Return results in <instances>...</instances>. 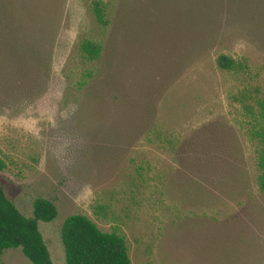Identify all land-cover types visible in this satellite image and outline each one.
<instances>
[{"label": "rangeland", "instance_id": "rangeland-1", "mask_svg": "<svg viewBox=\"0 0 264 264\" xmlns=\"http://www.w3.org/2000/svg\"><path fill=\"white\" fill-rule=\"evenodd\" d=\"M101 1L106 27L90 0H60L43 92L0 98V189L27 218L37 198L56 206L38 223L53 264H65L60 230L75 214L118 231L132 264H264L248 111L264 100L259 31L225 9L206 24L213 44L178 69L166 25L193 20L177 14L189 0ZM82 38L102 45L97 62L81 59ZM220 55L240 68L220 69ZM0 264L30 263L9 249Z\"/></svg>", "mask_w": 264, "mask_h": 264}, {"label": "trees", "instance_id": "trees-1", "mask_svg": "<svg viewBox=\"0 0 264 264\" xmlns=\"http://www.w3.org/2000/svg\"><path fill=\"white\" fill-rule=\"evenodd\" d=\"M59 3L60 0H0V98L24 101L43 92L51 71ZM106 8L101 0L89 2L95 22L102 27L109 24ZM182 8V12L178 9V16L188 14L193 20L166 21L176 38L173 53L177 56L178 69L183 68L190 57L213 44L216 37L208 34L210 27L206 24L209 21L214 26L225 9H229L228 14H236L237 18L232 17L235 21L252 24L256 36L259 31L258 47L264 52V0H229V5L226 0H189ZM191 26L193 33L187 34ZM186 34L190 36L184 37ZM77 51L85 63L93 64L101 57L102 45L82 38L77 43ZM216 63L225 71L240 68L224 55L218 56ZM84 75L91 79L94 70ZM151 105L147 104L149 112ZM256 105V109L248 108L249 132L252 141L258 144L256 181L259 191L264 193V100L258 99ZM56 217V206L50 200L37 198L32 204V217L27 218L0 189V258L6 250L19 249L30 264H53L38 223H49ZM60 237L65 264H132L125 239L118 231H101L81 214L64 220Z\"/></svg>", "mask_w": 264, "mask_h": 264}]
</instances>
